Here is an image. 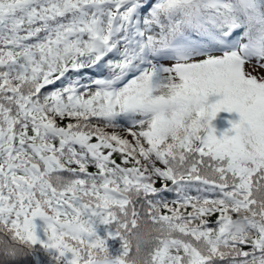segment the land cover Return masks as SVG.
Listing matches in <instances>:
<instances>
[{"label": "snow or ice", "instance_id": "1", "mask_svg": "<svg viewBox=\"0 0 264 264\" xmlns=\"http://www.w3.org/2000/svg\"><path fill=\"white\" fill-rule=\"evenodd\" d=\"M262 70L264 0H0V264H264Z\"/></svg>", "mask_w": 264, "mask_h": 264}, {"label": "trees", "instance_id": "2", "mask_svg": "<svg viewBox=\"0 0 264 264\" xmlns=\"http://www.w3.org/2000/svg\"><path fill=\"white\" fill-rule=\"evenodd\" d=\"M259 74H264V70L260 71ZM213 101L218 99V97H212ZM239 120L238 113H228V112H221L218 114L217 118L213 120V127L216 129V135L219 137L221 136L227 129L231 128L230 121ZM43 223L41 220L38 224Z\"/></svg>", "mask_w": 264, "mask_h": 264}]
</instances>
